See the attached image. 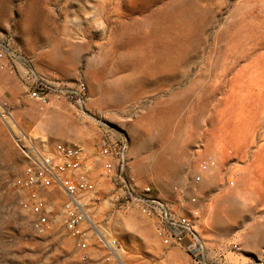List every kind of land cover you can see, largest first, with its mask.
Wrapping results in <instances>:
<instances>
[{
	"label": "rangeland",
	"instance_id": "374dc122",
	"mask_svg": "<svg viewBox=\"0 0 264 264\" xmlns=\"http://www.w3.org/2000/svg\"><path fill=\"white\" fill-rule=\"evenodd\" d=\"M2 32L38 69L88 87L89 112L42 106L3 71L0 99L25 129L89 148L100 122L125 130L132 174L192 219L211 256L264 264V0H0ZM23 166L0 120V264H106L96 241L82 260L59 222L37 231L12 191ZM94 213L126 264L189 263L137 210Z\"/></svg>",
	"mask_w": 264,
	"mask_h": 264
},
{
	"label": "built area",
	"instance_id": "2783aa9c",
	"mask_svg": "<svg viewBox=\"0 0 264 264\" xmlns=\"http://www.w3.org/2000/svg\"><path fill=\"white\" fill-rule=\"evenodd\" d=\"M3 71L19 77L25 95L42 106L63 101L78 111H90L85 82L64 81L38 69L4 32L0 33V76ZM0 120L8 128L24 161L21 174L11 183L21 211L35 218L39 233L47 232L59 222L82 260L88 257L87 250L96 241L104 251L106 264H126L118 239L96 219L95 209L106 206L121 214L130 210L143 214L160 238L185 249L188 264H234L226 259L223 250L211 256L192 219L175 211L151 184L138 182L130 171V137L125 130L100 122L91 148L79 140L35 137L15 119L7 101L2 99ZM209 164L203 160L201 172ZM98 169H101L100 178L109 184V194L103 198L98 196L101 187L96 188L92 182ZM52 191L63 194L60 206L49 195ZM231 248L238 249V245L233 243Z\"/></svg>",
	"mask_w": 264,
	"mask_h": 264
},
{
	"label": "crops",
	"instance_id": "0c3cea01",
	"mask_svg": "<svg viewBox=\"0 0 264 264\" xmlns=\"http://www.w3.org/2000/svg\"><path fill=\"white\" fill-rule=\"evenodd\" d=\"M8 81H9V87L14 88L15 85H16V84H15V83H16L15 80H13V79H9Z\"/></svg>",
	"mask_w": 264,
	"mask_h": 264
}]
</instances>
